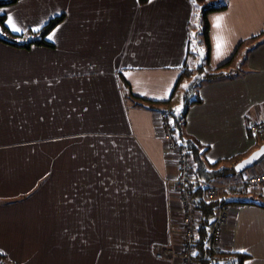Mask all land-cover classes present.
Listing matches in <instances>:
<instances>
[{"label": "crops", "instance_id": "obj_1", "mask_svg": "<svg viewBox=\"0 0 264 264\" xmlns=\"http://www.w3.org/2000/svg\"><path fill=\"white\" fill-rule=\"evenodd\" d=\"M247 10L264 21V0H229L206 21L191 0H19L1 8L22 42L63 20L49 33L53 47L0 41V251L15 264H180L156 257L159 246L178 253L183 233L178 166L158 116L166 111L175 123L173 106L187 110L180 138L208 187L215 176L227 179L210 167H235L262 145L249 125L264 118V46L251 56L252 74L237 77L235 61L237 17ZM206 22L209 45L198 30ZM229 62L233 77L195 85L206 73H226L218 69ZM263 170L264 161L246 175ZM246 175L234 176L237 194L225 197L250 204L225 207L223 264L237 255L264 264V187L245 186Z\"/></svg>", "mask_w": 264, "mask_h": 264}, {"label": "trees", "instance_id": "obj_2", "mask_svg": "<svg viewBox=\"0 0 264 264\" xmlns=\"http://www.w3.org/2000/svg\"><path fill=\"white\" fill-rule=\"evenodd\" d=\"M18 1L19 0H0V9L3 7L11 6L17 3ZM213 1L215 0H195V4L202 6V11L205 16V21L208 13L225 10L227 8L226 4H221V5H212V3L209 4L210 2ZM139 3L142 6L147 5L149 3V0H139ZM62 20H63V16L53 19L41 30L34 32L30 40L26 42H22L20 41L21 35H13L9 32V29L6 26V17L4 15H0V28L7 33V35L5 36L0 34V41L12 47L21 48V49H30L34 46L53 47V44L48 41V35ZM204 37H205V42H207V44L209 45L207 22L205 24ZM230 64L231 62H229L224 67H221L218 70H221L229 66ZM203 70H204V65L199 69V71L202 72ZM222 74L223 73L220 72L218 73V71H215L210 75L208 74L205 76L203 75L204 79L203 80L200 79L201 80L200 84H202L204 81L212 82L223 79ZM200 84L196 83L195 85L198 86ZM130 97L135 98L132 95ZM188 97L187 98L189 100L190 98L192 100L193 96L190 97L189 95ZM191 103H199V101L196 100V101H192ZM186 112L187 110L182 115H179L178 119L174 123L175 129L179 133L181 127L185 124ZM186 145L187 147L189 146L188 143ZM190 146L192 147L191 144ZM226 171H228V173ZM213 174L223 175V177L228 179L230 176H235L238 173L235 171V167H230L228 169L221 171L220 173H213ZM187 190L190 196L192 197V199L194 200V205H195V214H194L195 227L191 240V244L194 252L193 259L197 264H223L222 262L225 261V253L223 252L215 253L214 251L207 249L206 247L210 238L213 224L216 221L220 209H224L225 207H228L233 204L246 205L250 203L249 201L239 200L234 198L210 199L208 196L209 188L203 186V184L201 183H196V182L192 183L187 188ZM260 206L264 208V203H260ZM234 257L235 260L232 262H228V264H243L244 261L247 259V257L243 255H237ZM0 264H15V263H13L9 259L6 253L0 251Z\"/></svg>", "mask_w": 264, "mask_h": 264}, {"label": "built area", "instance_id": "obj_3", "mask_svg": "<svg viewBox=\"0 0 264 264\" xmlns=\"http://www.w3.org/2000/svg\"><path fill=\"white\" fill-rule=\"evenodd\" d=\"M157 123L161 129L163 143L168 153L176 159L179 174L176 179L172 180L173 189L179 195V203L183 212L182 241L180 243V251L177 253L176 246L171 247L159 246L157 248L156 257L159 260L168 258L178 259L180 264H197L193 259V248L191 244L194 232V200L190 196L187 188L192 183H199L194 177L192 170L190 152L185 143L181 140L179 132L175 129L174 121L170 114L166 111H161L158 116ZM249 131L256 139H264V118L260 121H254L249 125ZM244 184L251 186L264 187V170L256 174L246 175ZM209 188V198L216 199L219 191L215 187ZM230 221V215L226 208L220 209L216 221L211 230L210 238L207 243V249L215 253H221L223 249L224 231Z\"/></svg>", "mask_w": 264, "mask_h": 264}, {"label": "rangeland", "instance_id": "obj_4", "mask_svg": "<svg viewBox=\"0 0 264 264\" xmlns=\"http://www.w3.org/2000/svg\"><path fill=\"white\" fill-rule=\"evenodd\" d=\"M211 3H212V5L226 4L228 6L229 0H215L213 2H210L209 4H211ZM223 11H225V10L210 12V13H208V15L213 14V13H217V12L222 13ZM249 15L251 16L250 19H249ZM202 17H203V11H202ZM260 21L261 20H259V18L256 15H252L251 13L248 12V10L246 11V15L243 14L241 21L237 17V46L235 49V51L237 50V57L235 59V61L237 62V77L239 76L238 71L244 75H249V74H252L254 72L253 69L250 68L251 67L250 63H252L253 61H256V60L251 59V56L255 55V53L260 48H262L264 46V21H262V22H260ZM198 30L203 35L204 25L201 24L198 27ZM0 32L2 33L1 29H0ZM199 49H201V48L200 47L194 48V53L196 55L195 56L196 57V66L199 65V61H200ZM230 59L231 58L225 59V61H221V62H224L223 64H225ZM223 69H226V73L222 74L225 78L233 77L235 75L234 71L231 70V66L230 67L227 66ZM223 69H221V70H223ZM214 72L215 71H212L211 73H214ZM211 73H206L205 75H207V74L210 75ZM224 77H223V79H224ZM203 79H204V77H202V80ZM195 81H196V83H199V84L201 83V80L196 79ZM202 84H206V81H204ZM173 112L177 116H179V114H180V112L175 108V106H173ZM173 119L174 118H172V120ZM162 139H163V137H162ZM250 139H252V141L254 143L258 142L259 144H264V139L263 140L256 139L254 136L250 137ZM185 143L187 144V142H185ZM168 154H170V153H168ZM241 158L243 159L244 156L240 157L236 160H238V162H240L242 160ZM263 161H264V157L258 162V164H256L252 169H249L246 172H250L252 170L258 169ZM230 164L231 163L229 160H225V161L221 162V164L218 165L216 169H213L212 167H210L209 170L212 173H220L221 171L230 168ZM226 172L228 173V171H226ZM246 172H243L239 175L245 176ZM239 182L240 181L238 179H235L234 176H230L228 179H222V178H219L217 176L213 177L211 179V185H213V186L217 185L215 188H217L219 191V195L217 196L216 199H222V198L237 194V190H238L237 184H239ZM244 185L247 186L246 184H244ZM203 186L208 187L206 184H204ZM245 186H242L241 188H244ZM181 239H183V237Z\"/></svg>", "mask_w": 264, "mask_h": 264}, {"label": "water", "instance_id": "obj_5", "mask_svg": "<svg viewBox=\"0 0 264 264\" xmlns=\"http://www.w3.org/2000/svg\"><path fill=\"white\" fill-rule=\"evenodd\" d=\"M199 53H200L199 66L202 67L204 59H205V53L201 51V49H199ZM263 157H264V144H262L257 150H255L247 158L240 161L235 166V171L238 174L246 172L249 169H252Z\"/></svg>", "mask_w": 264, "mask_h": 264}, {"label": "snow or ice", "instance_id": "obj_6", "mask_svg": "<svg viewBox=\"0 0 264 264\" xmlns=\"http://www.w3.org/2000/svg\"><path fill=\"white\" fill-rule=\"evenodd\" d=\"M151 2H152V0H149V3H151ZM191 2H192L193 4H195V0H191ZM7 23L9 24V26H10L12 32H16V33L21 32L22 29H21L20 27H18V26L16 25V23L13 22V20H12L11 17H8V21H7ZM217 25H219V21H217ZM37 30H38V29H37ZM53 36H54V33H53L52 35H49V36H48V39H49V40H52V39H53ZM217 47L219 48L220 45L218 44ZM241 251H244V250H241Z\"/></svg>", "mask_w": 264, "mask_h": 264}]
</instances>
